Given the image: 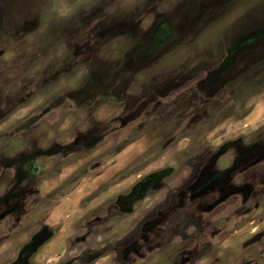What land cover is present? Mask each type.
<instances>
[{
  "label": "rangeland",
  "instance_id": "374dc122",
  "mask_svg": "<svg viewBox=\"0 0 264 264\" xmlns=\"http://www.w3.org/2000/svg\"><path fill=\"white\" fill-rule=\"evenodd\" d=\"M171 247L264 264V0H0V264Z\"/></svg>",
  "mask_w": 264,
  "mask_h": 264
},
{
  "label": "clouds",
  "instance_id": "9594fccd",
  "mask_svg": "<svg viewBox=\"0 0 264 264\" xmlns=\"http://www.w3.org/2000/svg\"><path fill=\"white\" fill-rule=\"evenodd\" d=\"M185 175H187V173ZM186 231L189 234H191L194 231V229L189 227L188 229H186ZM184 243H187V242L186 241L182 242V238L179 235L174 236L173 239H172V244L173 245H181V247H183ZM168 251L172 253L173 259L176 260V264H179V258H178L179 257V249H177L175 247H171V248L168 249ZM198 264H205V262H198Z\"/></svg>",
  "mask_w": 264,
  "mask_h": 264
}]
</instances>
